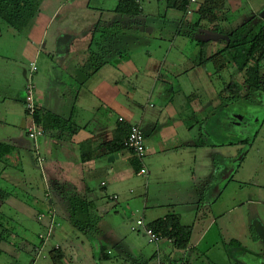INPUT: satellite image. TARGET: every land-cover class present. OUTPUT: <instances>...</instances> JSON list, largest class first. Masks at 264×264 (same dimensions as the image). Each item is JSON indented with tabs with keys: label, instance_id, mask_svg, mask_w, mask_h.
<instances>
[{
	"label": "crops",
	"instance_id": "1",
	"mask_svg": "<svg viewBox=\"0 0 264 264\" xmlns=\"http://www.w3.org/2000/svg\"><path fill=\"white\" fill-rule=\"evenodd\" d=\"M120 1L45 0L34 24L25 33H19L20 36L23 35L24 44L21 51L19 49L17 60L12 61H27V72H30L32 62L37 63L38 72L34 75L37 107L43 118L58 117L64 127L60 128L59 123L55 124L50 119L47 133L39 141L37 147L39 152L36 154L40 155L42 151L43 158L40 155L39 160L47 164L45 188L42 192L33 189L29 194L28 186L24 182L30 177L20 172H25L26 167L22 165L17 168V198L21 196L29 198L28 200L32 198V202L17 201L23 202L22 207L17 205V219H27L25 215H33L31 218L33 217L40 225L41 230L35 232L32 228L30 235L34 237L37 235L40 239V235L45 233L50 213L55 212V221L58 223L62 215L67 216L64 214L65 204L67 196L71 194L77 193L95 205L92 210L95 219H99L97 214L101 212L108 214V204L106 205L108 201L116 206L131 202L134 204L131 209L134 208L135 214L141 215L136 220L124 219L130 220L131 225L140 218L147 224H152L170 215H176L183 225L191 226L193 230L187 250H180L172 241L163 239L159 243L151 244L156 246L152 256L141 255L144 264H150L153 260L156 264H194L193 255L203 260V264H264V245L259 246L260 234L255 233L254 239L251 234L246 238V229L239 217L225 221L224 216L228 213L225 211L219 213L218 219L207 216L203 220L199 219L198 209L190 210L189 206L192 203L209 208L215 201L213 190L209 193L199 187L184 188L187 183H183L180 178L178 184L175 181L168 183L160 180L162 174L168 170L169 173L171 170L181 172L182 167L177 164L188 165L192 162L191 158L197 152L198 137L201 139L206 137L204 127L209 126L215 113L214 110H207V107L208 114L200 121L199 101L195 93L190 94L182 105L175 103L171 78L180 79L190 74H206L207 69L199 66L198 44L197 57L194 61H191L192 58L185 62L177 57L170 59V53L160 55L159 61L154 58V53L148 51L144 63L139 65L135 62L132 52L135 47L132 41L137 43L136 46L139 45L142 41L140 42L138 38L141 39L143 34H148L153 39L158 37L161 42L168 39L165 37L170 34L169 49H174V40L179 35L185 36L181 29L186 25L191 29H197L198 34L200 28H203L202 32L208 33V36L210 32H213L212 35L217 33L219 37L210 36L207 42L211 40L224 46L228 41L227 34L251 19H255L259 24H264V19L262 20L261 16H253L244 19L243 23L233 28L228 24L229 17L231 12L240 10L241 1L227 0L224 11L214 23L204 19L200 26H197L196 24L200 22L197 11L201 2L198 0L197 8L191 14L197 15L194 22H187L175 14L169 17L167 13L164 17L170 19L162 25L159 23L156 25L158 29L151 31V21L155 20V17L146 13L141 0H134L139 5L138 15L118 13L116 9ZM166 6L168 12L177 11L171 7L169 0ZM183 14L184 17L189 15ZM154 25L155 23L152 24L153 27ZM137 33L138 36L135 37ZM197 33L195 35H198ZM149 36H145L147 45ZM93 58L99 61L94 62L91 67ZM99 65L100 68L96 67ZM19 74L20 67L17 68V75ZM27 79L28 76L26 81L19 76L17 79V148L15 147L17 156H22L23 153L32 154L24 139L25 134L29 139L28 129L32 124V119L26 114L24 106ZM8 91L11 92V88H8ZM139 93L144 95L146 102L144 105L139 100ZM6 95L9 94L5 93L4 96ZM4 96L2 97L5 98ZM10 114L15 118V110L12 109ZM1 118L0 115V120ZM122 118L124 122L120 121ZM221 122L227 124L229 120L225 118ZM132 124L139 126L146 138L148 153L143 163L133 158L128 149L113 150L116 140L123 134L125 137ZM216 131L217 127L215 129L212 127L211 132L207 133L213 136ZM218 131L222 132V129ZM7 155L10 156L12 153ZM142 167L147 169V175H138ZM156 179L160 181L159 186L167 190L152 197L150 189ZM98 181L99 191L96 187ZM142 184L147 188V194L136 195L132 187L139 191ZM4 191L0 189V211L6 194ZM115 195L119 197L118 201H113ZM30 205H36L35 213L31 215L27 210L30 209L28 208ZM181 207L189 208L187 219L191 216L193 222L183 223L184 213L179 210ZM114 211L119 216L120 211L117 208ZM41 215L45 216L42 221L39 220ZM219 224L221 227H217V235L212 238L210 234ZM105 225L111 233L114 232L107 223ZM139 232L147 238L142 231ZM54 236L55 231L51 239ZM2 239L0 236V259L5 251L4 247L1 248ZM51 239L44 246V251L47 250ZM41 242V239L39 244L28 242L27 249L32 247L36 252ZM57 248L61 247L50 246L48 253ZM168 251L178 253V258L170 256L169 261L164 262L162 255H166ZM107 253L110 255L111 251ZM259 255H262L261 258ZM49 258L51 259L50 256ZM46 260H48L46 255L38 257L36 252L33 264L39 261H44L41 264H49Z\"/></svg>",
	"mask_w": 264,
	"mask_h": 264
},
{
	"label": "rangeland",
	"instance_id": "2",
	"mask_svg": "<svg viewBox=\"0 0 264 264\" xmlns=\"http://www.w3.org/2000/svg\"><path fill=\"white\" fill-rule=\"evenodd\" d=\"M141 1L146 13L155 17V20L151 21V31L158 29L156 25L158 26L159 23L162 25L170 19L164 17L167 13L169 17L175 14L187 22H194L197 18L196 14L184 17V14L178 11H175V13L168 12L166 6L167 0ZM240 1L241 8L236 12H231L229 25L235 28L243 23L244 19H249L253 16H261L262 20L264 19V0ZM196 8L197 5H193L192 11L194 12ZM153 23H155V27L152 26ZM168 24L171 25V23ZM186 26L181 29L182 34H185V36L179 35V37L175 38L174 49H169L170 43L168 39L171 37L170 34L166 35L165 38L168 39H165L163 42L158 37L153 39L148 34H143L144 36L141 39L138 38L142 42L137 46V43L133 40L132 45L135 47L132 52L135 62L139 65L144 63L148 51L151 54L154 53V58L159 59V61L160 55L165 56L166 53H170V59H176L174 57H177L185 62L188 58H192L191 61H194L197 57L198 46L196 45L199 40L207 41L210 36L211 38L219 37L217 33L212 35L213 32H210V36H208V33L202 32L203 28L198 30L200 31L198 34L197 29H191ZM194 33L198 35H194ZM136 36H138V33L135 34ZM145 36H149L147 38L149 41L148 45L145 41ZM208 42L209 54L215 53L223 47L220 44L214 43V41L210 40ZM23 44V35L20 36L19 32L15 29L8 27L7 24L0 21V115L2 117L0 121L3 122L0 123V145L14 147L11 149L12 155L8 156L6 154L0 160V189L5 190L4 192L6 193H4L3 208L0 211V236L3 238L1 240V248L4 247L5 250L2 253L0 264H33L36 252L32 250V247L27 249V245L31 241L33 244H39L40 242L37 235L36 237L30 235L32 228L35 232H40L41 230L40 225L37 224L33 217L31 218L33 216L31 214L35 213L36 205L28 206L30 209L27 210H29L31 216L24 214L27 219H17L16 211L17 205L22 207L24 201L32 202V198L30 200L22 196L17 198V168L22 165L26 167L25 172H20L23 175L28 174L30 177L27 179L30 185L27 181L24 183L28 186L27 192L31 194L33 189L42 192L45 188L44 178L47 167L46 162L39 160V156L41 155L42 157L44 153L41 151L40 155L36 154L39 152L37 147L42 138L35 142L30 138L29 140L25 134V143H27L32 154L23 153L22 156H17V149H15V147L17 148V79L19 76L23 81L24 79L26 81L28 76L27 80L29 81V71L27 72V61L15 62L12 60H17L19 49L21 51ZM155 54H159V56ZM18 67H20L19 75H17ZM235 72L236 70L230 67L220 75H217L215 74L213 65L208 64L206 74H190V76L180 79L171 78L176 104L182 105L190 94L195 93L199 101V120L201 121L208 114L206 113L207 107V110H214L215 113L212 116V121L209 122V126L207 128L204 127L203 132L206 134V137L204 139L198 137L197 152L191 158L192 162L188 165L177 164L182 167L181 172L170 169L169 173L168 168H165L168 171L162 174L163 177H160V180L168 183L175 181L178 184L180 178L183 183H187L184 188L199 187L202 191L207 190L209 193L213 190L215 201L211 204L209 202L210 209L205 208L204 205L199 207L198 204L192 203L189 206L190 210L198 209L199 219L203 220L207 216H214V218L218 219L220 212L228 211L224 216L225 221L239 217L242 225L244 223L243 227L247 233L246 238H249V234H251L254 239L255 233L260 234V237L258 236L261 240L259 246L262 247L264 245V94H248L247 91L243 90L241 92V99L228 98L223 92L226 84H229L231 78H234L236 81L242 79V75L238 74V76H234ZM262 80L264 81V77H262ZM8 88H11V92H7ZM5 93L9 95L4 96ZM143 96V93H139V100L144 105L146 102ZM12 109L15 110V118L14 115L10 114ZM238 116H242L245 119L240 124L237 120ZM225 118L230 120L227 124L221 122ZM212 127L213 129L217 127V131L214 132L213 136L207 133L211 132ZM218 129H222V132L218 131ZM165 166L172 167L169 165ZM173 178L175 179L172 180ZM99 182L96 185L98 191L100 187ZM159 185L160 181L156 179L150 189L152 197L160 192L165 193L167 190L165 187H160ZM132 188H134L133 190L136 192V195L140 193V195L145 196L147 194V188H144L143 184L139 191L136 187ZM184 198H186L185 195ZM19 200L23 202H17ZM107 204L109 216L102 212L100 213L101 215L97 214L100 220H98L97 225L88 234L76 231L66 220L67 216L61 214L62 218L59 220L58 227H55V236L51 239L47 250L44 251V255L48 257L46 262L48 261L49 264H52L48 249L50 246L54 247L58 245L64 254V264H144L141 255L152 256L156 250V246L151 245L148 242V238L140 234V232L135 233L131 230L132 225L130 220H136L141 215L135 214L134 208L131 209L132 205L134 206L131 202H124L119 206L110 201ZM115 208L120 211L119 216L114 211ZM189 208H179L184 213V224L193 222L191 216L187 219ZM123 212L126 214L123 215ZM133 214L134 216H132ZM126 218H130V220H124ZM105 223L113 229V233L109 231ZM220 225L215 226L211 232L210 236L212 238L217 235V229L221 227ZM108 251H111L110 255H107ZM165 254L162 255V260L167 263L170 256L177 257L178 253L174 254L168 251ZM259 256L261 258L262 255ZM197 257V255H193L192 257L194 264H203L204 261ZM41 262L44 261H39L37 264H41ZM150 264H156V261L153 260Z\"/></svg>",
	"mask_w": 264,
	"mask_h": 264
},
{
	"label": "trees",
	"instance_id": "3",
	"mask_svg": "<svg viewBox=\"0 0 264 264\" xmlns=\"http://www.w3.org/2000/svg\"><path fill=\"white\" fill-rule=\"evenodd\" d=\"M44 1L45 0H0V21L13 27V29L19 33H25L37 19ZM226 3L227 0H201L197 11L198 20H200V22L196 25L200 26L201 21L204 19L214 23L224 11ZM169 4L177 11L187 14L190 0H169ZM116 11L121 14L138 15L139 5L134 0H121ZM227 39L226 45L211 54H209V42L198 41L197 44L200 49L199 66L206 70L208 64H212L215 74L217 75H220L231 67L236 70L233 74L234 76H238V74L242 75V81H236L234 78H231L229 84L224 87L223 92L228 97L241 99V92L243 90L247 91L248 94L257 92L261 94L264 71V24L256 23L255 19H251L238 29L227 34ZM98 61L99 60L96 61L94 58L91 59V67H93L94 62L98 63ZM96 67L100 68V65ZM50 119H52L55 124L59 123L60 128L64 127L63 122L58 117L52 116L43 118L40 110L37 109L34 121L39 126L41 125L45 134L50 126ZM123 137L124 134L119 140H116L113 150L127 149L123 145ZM11 149L12 147L1 144L0 160L11 152ZM67 198L65 204L66 220H68L76 231L82 234H88L93 230V227L97 225L99 220L92 216V210H94L95 205L77 193L71 194L69 197L67 196ZM54 216L56 217L55 214ZM56 224H58L57 220ZM148 225L155 234L163 239L172 241L178 249L187 250L189 248L193 231L192 227L183 225L176 215H170L165 219L158 220ZM44 230V232H46V228ZM60 251L61 248L53 249L49 252L53 264H62L64 255ZM107 255L109 254L107 253Z\"/></svg>",
	"mask_w": 264,
	"mask_h": 264
},
{
	"label": "built area",
	"instance_id": "4",
	"mask_svg": "<svg viewBox=\"0 0 264 264\" xmlns=\"http://www.w3.org/2000/svg\"><path fill=\"white\" fill-rule=\"evenodd\" d=\"M198 0H190V5L187 10V14H192V6L197 5ZM38 71V66L36 62L30 64L29 72V81L26 85L24 92V104L28 116L32 119V125L28 129V137L37 142L45 136L44 130L34 121L35 115L37 113V103H36V85L34 83V75ZM121 122H124V119H120ZM123 145L131 152L133 158H135L139 163H143L144 159L147 157L148 146L146 143V138L143 131L137 125H130L128 134L123 138ZM148 171L146 168L142 167L138 175H147ZM104 185V184H103ZM113 201H118V196H113ZM55 212L50 213L48 225L46 226V232L40 235L41 246L36 249L38 257H44V246L51 239L55 227L58 226L55 221ZM44 215H41L39 218L40 221L44 218ZM132 232L142 231L148 238L150 244H156L163 240L160 236L154 233V231L149 227L143 218L138 219L134 225L131 226ZM58 249V248H57Z\"/></svg>",
	"mask_w": 264,
	"mask_h": 264
},
{
	"label": "flooded vegetation",
	"instance_id": "5",
	"mask_svg": "<svg viewBox=\"0 0 264 264\" xmlns=\"http://www.w3.org/2000/svg\"><path fill=\"white\" fill-rule=\"evenodd\" d=\"M263 77H264V74H263ZM263 80H262V93L264 94V85H263ZM258 94L257 95H260V93L259 92H257ZM239 100V99H238ZM238 121H239V124L240 123H242V121H244L245 119H244V117H242V116H238V119H237ZM230 121V120H229ZM236 122V121H235Z\"/></svg>",
	"mask_w": 264,
	"mask_h": 264
},
{
	"label": "water",
	"instance_id": "6",
	"mask_svg": "<svg viewBox=\"0 0 264 264\" xmlns=\"http://www.w3.org/2000/svg\"><path fill=\"white\" fill-rule=\"evenodd\" d=\"M112 158V157H111ZM229 177V176H228ZM228 177H226V179H228Z\"/></svg>",
	"mask_w": 264,
	"mask_h": 264
}]
</instances>
